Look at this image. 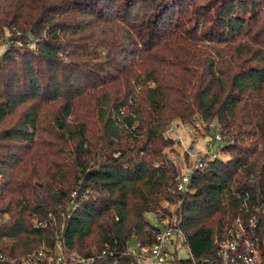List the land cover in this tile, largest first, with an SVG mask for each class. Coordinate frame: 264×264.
<instances>
[{
	"label": "trees",
	"instance_id": "16d2710c",
	"mask_svg": "<svg viewBox=\"0 0 264 264\" xmlns=\"http://www.w3.org/2000/svg\"><path fill=\"white\" fill-rule=\"evenodd\" d=\"M1 38L7 257L62 240L80 254L108 243L116 256L97 264H131L133 230L152 245L147 215L167 201L193 256L175 264H224L217 238L238 217L257 214L263 234L264 0H0ZM195 118L233 143L172 193L165 131Z\"/></svg>",
	"mask_w": 264,
	"mask_h": 264
},
{
	"label": "built area",
	"instance_id": "2783aa9c",
	"mask_svg": "<svg viewBox=\"0 0 264 264\" xmlns=\"http://www.w3.org/2000/svg\"><path fill=\"white\" fill-rule=\"evenodd\" d=\"M11 42L16 43L15 40ZM8 43L5 44L6 49L10 46V43ZM16 44H19V42L17 41ZM200 120L205 122L201 118ZM180 123L170 124L168 130L173 131L176 127H179ZM183 123L190 124L188 122ZM207 131V144L210 146V150L201 152L200 159L189 162L185 172H181L175 177V183L171 189L172 193L184 194L188 192L191 177L196 170H203L209 160L225 159L223 149L225 145L233 143L232 136L223 131L216 121L208 124ZM211 132L214 133V136H211ZM180 140H182L181 137ZM246 204L244 202L245 206ZM164 207L169 212L165 216L160 214L154 220H151L154 227L157 228V235L152 245H143L140 241H137L133 230L132 236L121 253L123 256L132 258L131 264H168L174 262L181 247L188 249V257H193L188 246L187 235L177 214L178 205L167 201ZM259 211L264 213V202L256 208V212ZM40 224L47 225L46 222H40ZM7 241V237L0 238V245L2 242ZM217 242L220 247L219 255L224 264H264V226L262 234L257 214L247 218L238 217L230 221L226 225L223 234L217 238ZM109 246L107 243L103 248L95 247L90 254L67 253L64 242L58 240L53 248L42 244L37 252L29 253L22 260L7 257L0 250V264H97L103 257L116 256V248L112 249Z\"/></svg>",
	"mask_w": 264,
	"mask_h": 264
},
{
	"label": "rangeland",
	"instance_id": "374dc122",
	"mask_svg": "<svg viewBox=\"0 0 264 264\" xmlns=\"http://www.w3.org/2000/svg\"><path fill=\"white\" fill-rule=\"evenodd\" d=\"M7 33L9 32L7 31ZM7 43H8L7 40L3 41L2 38L0 39V56L5 51ZM183 122L184 121H182L181 119H176L172 121L170 124L180 123L178 125L179 127H176L173 131L172 130L169 131L168 130V126L170 125L169 124L165 131V136L174 141V143L170 145L169 148L166 149V153L171 157V159H173L176 166L182 173L185 172L186 166L188 165L189 162L191 163L201 158L202 156L201 152H206L210 150V146L207 144V135H208L207 126L210 122H203L200 120V118H195L193 123L190 124H185ZM211 136H214L213 132H211ZM180 137L182 140H180ZM4 217L7 218L8 216L5 214ZM147 217L150 220L155 219V215L153 214H148ZM94 248L95 247H93V249ZM28 254H25L22 258H13V259L21 260ZM188 256H189L188 249L185 247H181L179 250V257L186 258ZM168 264H175V263L170 262Z\"/></svg>",
	"mask_w": 264,
	"mask_h": 264
}]
</instances>
